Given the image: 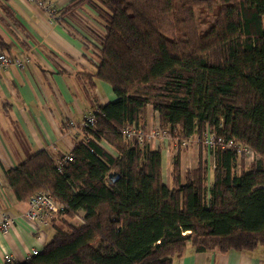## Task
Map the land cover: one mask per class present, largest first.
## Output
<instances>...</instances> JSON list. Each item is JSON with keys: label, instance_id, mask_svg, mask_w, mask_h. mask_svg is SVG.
Returning <instances> with one entry per match:
<instances>
[{"label": "trees", "instance_id": "obj_1", "mask_svg": "<svg viewBox=\"0 0 264 264\" xmlns=\"http://www.w3.org/2000/svg\"><path fill=\"white\" fill-rule=\"evenodd\" d=\"M83 5L103 30L84 21L97 68L81 76L110 84L116 98L94 102L96 121L67 155L43 149L5 170L18 200L47 191L62 209L42 250L4 264H174L188 245L264 254V0H74L58 14L79 21ZM151 110L177 141L170 185L162 150L122 133L147 130ZM206 129L255 159L247 166L217 147L212 170L198 143L184 171L182 140ZM78 216L82 225L69 222ZM99 238L115 252L96 247Z\"/></svg>", "mask_w": 264, "mask_h": 264}, {"label": "crops", "instance_id": "obj_2", "mask_svg": "<svg viewBox=\"0 0 264 264\" xmlns=\"http://www.w3.org/2000/svg\"><path fill=\"white\" fill-rule=\"evenodd\" d=\"M44 1L62 10L74 0ZM75 12L79 21L63 16L58 22H51L46 11L34 2L0 0V51L11 57L26 53L30 56L23 68L12 64L0 72V212L15 219L6 232L0 229V264H4L7 255L15 261L28 258L33 249L42 250L55 233L52 220L39 225L27 218L29 199H17L7 183L5 170L17 167L43 149L53 157L67 155L75 140L83 137L81 124L94 109V102L107 103L116 98L110 84L98 79L90 83L81 76L85 72L96 73L94 48L86 44L94 43V38L84 21L87 25L86 19L95 23L97 13L88 5ZM95 24L99 27L98 22ZM70 121L76 125L72 127ZM157 125L158 113L151 110L147 129ZM149 144L152 149L162 150L163 178L170 185V150L162 140ZM185 156L183 152L184 171L193 168L198 159L195 156L188 161ZM69 222L75 226L83 224L81 216ZM174 264H264V254L260 248L199 252L188 245Z\"/></svg>", "mask_w": 264, "mask_h": 264}, {"label": "built area", "instance_id": "obj_3", "mask_svg": "<svg viewBox=\"0 0 264 264\" xmlns=\"http://www.w3.org/2000/svg\"><path fill=\"white\" fill-rule=\"evenodd\" d=\"M36 3L42 9L46 11L51 22L59 21L58 8L50 1L44 0H28ZM30 61L28 53L21 57H11L7 53L0 51V72L8 69L12 64L23 68L26 63ZM96 121L95 115L91 112L87 114L81 124L83 127L94 124ZM70 125L73 127L74 121H70ZM123 135L129 139H133L138 144L142 145L145 141L149 143L154 140H162L164 143H169L174 140L173 133L167 129H162L160 125L155 126L151 129H144L142 127H129L122 131ZM195 143H201L205 149L211 151L212 154L215 152L217 147L226 149H235L239 154L243 155L245 160L252 162L255 159V151L248 145L238 142L234 139H226L222 136H218L214 131L206 129L202 139L200 138H187L183 139L181 146L183 148L191 147ZM72 159L71 156H68ZM61 205L52 197L47 191H41L33 194L29 199V209L27 211V218L39 225L48 224L53 217L57 216L61 212ZM15 219L5 213L0 212V229L6 232ZM38 249H33L30 255L37 254ZM13 259L12 256L7 255L5 262H9Z\"/></svg>", "mask_w": 264, "mask_h": 264}, {"label": "rangeland", "instance_id": "obj_4", "mask_svg": "<svg viewBox=\"0 0 264 264\" xmlns=\"http://www.w3.org/2000/svg\"><path fill=\"white\" fill-rule=\"evenodd\" d=\"M94 20L96 22H98L96 19H94ZM86 21L89 24L88 26L91 25L92 28H96L97 30H99L100 32H102L103 29H102L101 24L99 22H98L99 23V27H98L95 24L96 22L94 23L90 19H86ZM203 28L208 29V26L207 27L204 26ZM164 146H166L170 150L169 153H170L171 159H172L173 154H174V151H175V147L177 146V141L174 139L171 142H169L168 144L167 143H164ZM200 147H202L201 144L195 143L191 147L182 148L183 149V152L186 155L185 157L188 158V159L187 158L186 159L189 161L192 157H195L196 156V158H197L198 153L200 151ZM205 150H207V149H205ZM205 154H206L207 159L209 160L208 162L211 164V169L213 170L214 162H215V156L212 153L210 154V153H207L206 152ZM209 155H211V156H209ZM248 164H250V162L246 161V165L247 166H248ZM212 170H211V176H210V178H212ZM94 245L96 247H100L101 246L104 253H113V252H115V249L108 242H106L105 240H103L101 238L97 239L94 242Z\"/></svg>", "mask_w": 264, "mask_h": 264}, {"label": "water", "instance_id": "obj_5", "mask_svg": "<svg viewBox=\"0 0 264 264\" xmlns=\"http://www.w3.org/2000/svg\"><path fill=\"white\" fill-rule=\"evenodd\" d=\"M113 175V173L112 174H110V176H112Z\"/></svg>", "mask_w": 264, "mask_h": 264}]
</instances>
